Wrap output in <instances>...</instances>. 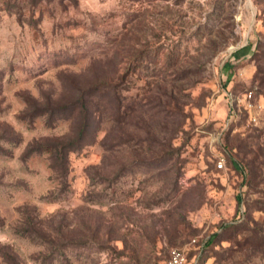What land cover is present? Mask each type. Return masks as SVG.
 I'll return each mask as SVG.
<instances>
[{"label":"rangeland","instance_id":"obj_1","mask_svg":"<svg viewBox=\"0 0 264 264\" xmlns=\"http://www.w3.org/2000/svg\"><path fill=\"white\" fill-rule=\"evenodd\" d=\"M96 80L119 120L105 93L62 183L35 147L70 135L49 110ZM175 247L264 264V0H0V264H164Z\"/></svg>","mask_w":264,"mask_h":264},{"label":"trees","instance_id":"obj_2","mask_svg":"<svg viewBox=\"0 0 264 264\" xmlns=\"http://www.w3.org/2000/svg\"><path fill=\"white\" fill-rule=\"evenodd\" d=\"M110 93V98L106 103V109L111 112L113 120H119L118 112L120 109V99L117 94L116 85L109 81L96 80L84 84L75 85L72 97L64 103H58L49 110L50 116H56V118L67 117L71 122V133L68 137L59 139L47 147L40 145L39 150L48 151L49 153V166L52 172L59 177V180H63L65 183V177L69 172L68 167V153L69 151L81 147L84 144L91 143L100 128L103 117V105L100 104L101 98H104L105 93ZM105 94V95H104ZM44 110L37 111V113H44ZM127 114L131 112V108L127 109ZM125 115V114H123ZM33 145L27 150L26 153H30L33 150ZM173 153L166 156L168 158L173 157ZM164 155H157L154 159H161ZM251 165V164H250ZM45 238H47L45 236ZM49 243L54 242L53 239H46ZM74 244L85 245L82 239H73Z\"/></svg>","mask_w":264,"mask_h":264},{"label":"built area","instance_id":"obj_3","mask_svg":"<svg viewBox=\"0 0 264 264\" xmlns=\"http://www.w3.org/2000/svg\"><path fill=\"white\" fill-rule=\"evenodd\" d=\"M216 165L218 167H223V159L219 158ZM164 264H188L184 249L180 247L171 248L169 251V257Z\"/></svg>","mask_w":264,"mask_h":264}]
</instances>
